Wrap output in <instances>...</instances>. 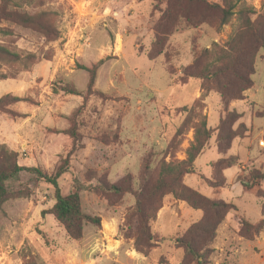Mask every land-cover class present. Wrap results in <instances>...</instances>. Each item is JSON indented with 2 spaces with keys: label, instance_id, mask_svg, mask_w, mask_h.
I'll list each match as a JSON object with an SVG mask.
<instances>
[{
  "label": "rangeland",
  "instance_id": "obj_1",
  "mask_svg": "<svg viewBox=\"0 0 264 264\" xmlns=\"http://www.w3.org/2000/svg\"><path fill=\"white\" fill-rule=\"evenodd\" d=\"M165 1L43 0L25 9L41 7L55 12L59 33L55 41L45 42L38 33L14 25L10 26L12 35L0 37V42L16 51L40 57L28 70L0 65V96L10 92L30 98V102L13 106L26 117L0 114V145L17 152L20 165L50 173L71 145L60 130L70 125L69 116L78 113L82 139L59 177V185L63 194L77 191L83 212L100 219L99 225L84 223L79 239L70 238L50 213H44L54 202L53 187L23 172L15 187L20 195L0 208V264H197L184 258L177 240L201 218V210L165 195L150 222L152 244L138 250L135 221L130 220L133 196L98 192L97 179L90 174L95 172L108 183H119L130 174L136 185L148 155L155 162L183 159L193 138L192 124L205 116L207 127L213 128L232 109L241 113L235 125L239 121L247 125L244 136L235 138L225 153L217 151L212 136L195 160L196 171L186 174L183 181L208 197L240 208L235 205L224 220L227 218L233 238L244 242L243 247L238 243L236 248L233 242L230 249H219L218 227L205 264H243L259 255L260 248L264 252V226L250 240L238 233L241 217L251 221L263 217L261 198L244 191L240 180L249 170L264 172V50L256 55L253 84L244 92L247 97L228 106L218 93L201 87L198 81L189 79L176 85L182 68L194 63L204 49L224 46L238 21L233 18L219 29L207 24L187 27L181 22L168 36L161 55L152 60L147 52ZM239 1L259 10L263 0ZM99 60L95 87L103 95L92 94L83 105L78 96L54 92L63 83L84 89L87 73L79 64ZM230 155L237 159L222 171L226 184L210 186L209 182L217 180L213 163Z\"/></svg>",
  "mask_w": 264,
  "mask_h": 264
},
{
  "label": "trees",
  "instance_id": "obj_2",
  "mask_svg": "<svg viewBox=\"0 0 264 264\" xmlns=\"http://www.w3.org/2000/svg\"><path fill=\"white\" fill-rule=\"evenodd\" d=\"M42 1L0 0V37L12 35L13 30L10 26L14 25L38 33L45 42L55 41L59 37L54 22L55 12L41 7L34 11L25 9L28 6L36 7ZM233 18L238 21L237 27L229 35L225 45L220 47L214 44L213 48L204 49L194 59V63L182 68V75L179 76L181 80L175 83L183 85L189 79L198 81L201 87L218 93L225 106L232 101L242 100L245 97L244 92L253 84L251 75L255 70L256 55L260 49L264 50V0L259 10L239 0H220V3L209 0H166L160 17L153 26L154 39L147 56L154 60L161 55L168 36L181 22L187 27L207 24L219 29ZM39 59L40 57L34 52H18L5 42H0V65L19 66L21 70H28ZM45 59L49 57L46 56ZM101 62L102 60L88 65L79 64L78 67L87 73L84 89L75 87L73 83H63L55 86L54 92L61 90L64 93L78 96L83 105L90 95H103L95 87L97 69ZM4 77L6 74L1 76V78ZM19 101L30 102V98L10 92L2 94L0 114L26 117V114L19 113L13 108ZM180 108L185 109L186 107L181 106ZM240 117L241 113L232 109L219 118L215 127L210 128L206 125V117L201 116L192 124L193 138L186 148L185 157L169 161L161 158L155 162L151 155H148L143 159L136 185L132 184L130 174H126L119 183H108L95 172H91L90 175H94L97 179L95 190L98 192L105 195L130 193L133 196L134 203L130 211V220L135 221L136 249L143 250L151 246L154 236L150 230V222L161 207L163 197L169 194L185 202L189 207L202 211L201 218L192 223L177 241L183 249L184 258L192 259L197 264H205L212 251L210 243L215 237L217 228L226 214L235 210V205L230 201L214 199L200 193L195 188L186 185L183 177L196 171L195 160L203 152L212 136H214L219 153H225L235 138L244 136L248 129L247 125L242 121L235 125ZM68 120L70 125L60 131L70 138L71 145L67 154L61 157L59 164H56L50 173L37 166L20 165L17 161V152L0 145V208L9 198L20 195L15 188L16 182L21 173H29L38 179H43L53 187L54 202L44 210V213H50L70 238L79 239L82 236L84 223L91 222L99 225L100 219L98 216L83 212L77 191L67 194L61 192L59 177L66 171L70 156L79 147L77 142L82 139V134L78 130L80 126L78 113H73ZM236 159L235 155H230L226 158H218L213 163L217 180L209 182L210 186L226 184L222 171L233 166ZM240 183L244 191L261 198V210L263 211L264 172L249 170ZM263 226L264 217L255 221L241 217L238 233L242 238L250 240ZM32 264L36 263L32 262Z\"/></svg>",
  "mask_w": 264,
  "mask_h": 264
},
{
  "label": "crops",
  "instance_id": "obj_3",
  "mask_svg": "<svg viewBox=\"0 0 264 264\" xmlns=\"http://www.w3.org/2000/svg\"><path fill=\"white\" fill-rule=\"evenodd\" d=\"M231 104H233V102ZM235 205L237 206V204H235ZM261 215L264 217V211L263 212L261 211ZM226 221H227V218H226V220H224V222L219 226V228L217 230V237L219 240V244H218L219 249H221L222 251L224 249H227V248L230 249L229 246H230V244H231V246H233V244H234L233 242H235L234 246H236V248L238 247V243L241 245L240 248H242L243 247L242 243H244V242L242 241V243H240V242H238V240H235V238H233L232 228H230V226H228L229 224ZM262 234L263 233H261L259 237L257 236L256 240H259L260 237L262 236ZM240 238L241 237L239 236L238 239H240ZM247 247H251V244H249ZM231 248H233V247H231ZM262 251H263V249L260 248L259 255L256 254L253 258H251L250 261L245 262L243 264H264V252H262Z\"/></svg>",
  "mask_w": 264,
  "mask_h": 264
},
{
  "label": "built area",
  "instance_id": "obj_4",
  "mask_svg": "<svg viewBox=\"0 0 264 264\" xmlns=\"http://www.w3.org/2000/svg\"><path fill=\"white\" fill-rule=\"evenodd\" d=\"M261 142V141H260Z\"/></svg>",
  "mask_w": 264,
  "mask_h": 264
}]
</instances>
